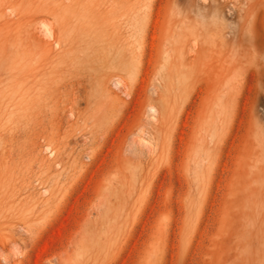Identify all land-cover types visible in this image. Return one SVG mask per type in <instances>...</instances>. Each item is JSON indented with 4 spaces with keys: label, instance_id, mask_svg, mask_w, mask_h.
I'll list each match as a JSON object with an SVG mask.
<instances>
[{
    "label": "rangeland",
    "instance_id": "rangeland-1",
    "mask_svg": "<svg viewBox=\"0 0 264 264\" xmlns=\"http://www.w3.org/2000/svg\"><path fill=\"white\" fill-rule=\"evenodd\" d=\"M0 264H264V0H0Z\"/></svg>",
    "mask_w": 264,
    "mask_h": 264
}]
</instances>
